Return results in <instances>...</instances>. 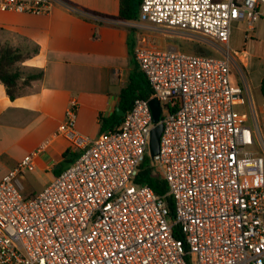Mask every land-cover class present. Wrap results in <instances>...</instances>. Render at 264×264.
<instances>
[{"label": "built area", "instance_id": "obj_1", "mask_svg": "<svg viewBox=\"0 0 264 264\" xmlns=\"http://www.w3.org/2000/svg\"><path fill=\"white\" fill-rule=\"evenodd\" d=\"M55 0H0V12L49 15ZM264 0H142L136 27L202 36L220 57L160 51L139 42L134 57L151 95L137 98L119 126L96 140L75 130L72 102L58 129L77 159L38 194L20 177L44 146L0 180V264H264V98L240 111L245 90L232 65V24L245 38ZM160 103L152 165L174 199L136 182ZM150 156V155H149ZM180 234L181 238L177 235Z\"/></svg>", "mask_w": 264, "mask_h": 264}, {"label": "crops", "instance_id": "obj_2", "mask_svg": "<svg viewBox=\"0 0 264 264\" xmlns=\"http://www.w3.org/2000/svg\"><path fill=\"white\" fill-rule=\"evenodd\" d=\"M119 11L120 0H55L49 15L0 12V43L23 52L38 47L18 65L20 71L44 72L42 80L24 87L13 100L0 82V180L26 155L44 146L33 171L45 176L43 190L62 170L61 163L67 162L64 154L70 144L58 129L71 103L77 104L76 132L96 140L104 134L100 116L117 111L121 90L139 70L136 45L144 42L155 50L180 51L158 29L109 18ZM237 52L247 67L249 53Z\"/></svg>", "mask_w": 264, "mask_h": 264}, {"label": "trees", "instance_id": "obj_3", "mask_svg": "<svg viewBox=\"0 0 264 264\" xmlns=\"http://www.w3.org/2000/svg\"><path fill=\"white\" fill-rule=\"evenodd\" d=\"M141 2L142 0H120L119 15L117 17L109 16V18L125 21H136L138 18ZM37 52V46H33L30 51L23 52L7 43H0V82L5 86L6 92L10 99L13 100L21 95L22 89L24 87L30 86L33 81H39L43 79L44 72L41 69L34 70L29 73H22L18 67L19 64L23 63ZM197 54L205 55V53L202 51H198ZM260 89L264 97V76L261 80ZM150 95V85L145 75L139 69L135 71L134 77L131 79V82L128 84V86L121 90L118 109L126 113L131 109L135 99H148ZM122 118V116L118 115L117 111L109 117L100 116V127L102 133H107L114 130L120 125ZM78 156V153H72L71 150H67L64 154V158L67 160L68 164L73 163ZM62 171L63 169L58 170L56 175H59ZM136 182L140 185H147L157 195L165 197L168 209L170 210V215H174L175 203L174 199L168 195L167 182L163 175L152 165L149 155L145 156L144 161L140 165ZM177 236L181 238L180 234Z\"/></svg>", "mask_w": 264, "mask_h": 264}, {"label": "rangeland", "instance_id": "obj_4", "mask_svg": "<svg viewBox=\"0 0 264 264\" xmlns=\"http://www.w3.org/2000/svg\"><path fill=\"white\" fill-rule=\"evenodd\" d=\"M261 12H264L263 5L261 6ZM244 28L245 25L232 24L230 48L237 51L245 50L249 53L247 67H245L240 60H236L232 65V71L234 81L241 85L245 90V102L239 109L242 112L250 114V101H253L256 109H259L264 98L260 89L261 80L264 76V16L260 17L256 22L253 36L250 38L246 39L244 37ZM158 30L167 34L164 36L166 39H173L179 47V50L183 53H190V50L196 54L198 51H202L208 56H221V52L216 50L215 44L200 35L165 29ZM31 47L32 46H30V50L32 49ZM61 166L62 169H64L67 167V162H62ZM19 180L22 187V195L25 197H31L41 192L46 178L45 176L40 177L34 172H26Z\"/></svg>", "mask_w": 264, "mask_h": 264}, {"label": "water", "instance_id": "obj_5", "mask_svg": "<svg viewBox=\"0 0 264 264\" xmlns=\"http://www.w3.org/2000/svg\"><path fill=\"white\" fill-rule=\"evenodd\" d=\"M149 105L152 111L153 122L155 124L154 128L151 131L150 137V145H149V155L151 158H154L159 152V143H160V136L162 133V125L159 124L160 115H161V108L160 103L157 99H152L149 101ZM119 116H124V112L117 109Z\"/></svg>", "mask_w": 264, "mask_h": 264}]
</instances>
